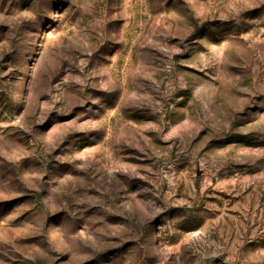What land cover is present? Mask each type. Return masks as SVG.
I'll use <instances>...</instances> for the list:
<instances>
[{
    "label": "rangeland",
    "instance_id": "374dc122",
    "mask_svg": "<svg viewBox=\"0 0 264 264\" xmlns=\"http://www.w3.org/2000/svg\"><path fill=\"white\" fill-rule=\"evenodd\" d=\"M0 264H264V0H0Z\"/></svg>",
    "mask_w": 264,
    "mask_h": 264
}]
</instances>
